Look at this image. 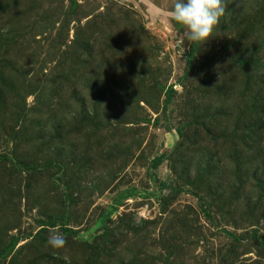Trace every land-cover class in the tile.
Instances as JSON below:
<instances>
[{"label": "rangeland", "instance_id": "374dc122", "mask_svg": "<svg viewBox=\"0 0 264 264\" xmlns=\"http://www.w3.org/2000/svg\"><path fill=\"white\" fill-rule=\"evenodd\" d=\"M36 1L35 11L27 0H0V248L17 238L0 264H29L33 255L32 264H81L88 248L105 242L97 236L105 229L106 237L123 235L110 264L121 254L132 264H264V174L255 171L253 180L242 173L253 169L247 151L232 159L228 142L216 145L217 157L207 133L198 137L205 146L197 143L189 109L199 104L235 119L242 103L230 101L245 87L233 92L222 77L241 47L263 62L264 37L237 33L252 17L264 27V0H240V20L218 23L200 44L170 19L173 0H75L69 14L68 0ZM7 2L15 8L6 9ZM105 13L118 21L114 28L100 23L103 30L93 35ZM90 31L93 52L80 53L75 38ZM135 72L142 83L128 90L125 82L139 80ZM205 79L230 98L193 92ZM255 116L264 123V108ZM178 130L191 158L184 168L175 165ZM256 148L264 155L262 145ZM206 174L214 179L204 185L210 192L198 185ZM54 230L66 238L58 249L48 244ZM130 239L141 240L134 257L123 251Z\"/></svg>", "mask_w": 264, "mask_h": 264}, {"label": "trees", "instance_id": "16d2710c", "mask_svg": "<svg viewBox=\"0 0 264 264\" xmlns=\"http://www.w3.org/2000/svg\"><path fill=\"white\" fill-rule=\"evenodd\" d=\"M28 3L30 5L29 9H34L35 11L37 10L36 8H40V5H37V1L36 0H27ZM51 0H48V2H50ZM57 2V0H56ZM69 4L67 7V14H69L70 12L74 11L72 10L75 0H68ZM234 2V1H233ZM59 3V2H58ZM60 3H62V1L60 0ZM235 3H237L239 6L237 5H233L232 3L230 5L226 6V14L220 18L219 24H221V26L223 27L224 23L230 22L231 20H240V18L242 17V12L240 11L241 9V2L240 0H235ZM3 6L7 9L9 7H13L12 4L10 2L4 3ZM2 6V7H3ZM61 7V4L59 5ZM15 8V7H13ZM12 9V8H11ZM42 9V8H41ZM17 15H19L20 18H22L23 16V11H17V9H15ZM27 11V10H26ZM42 17L45 19H47L49 16H47V13L44 9H42ZM50 13V11H49ZM106 13L103 14V16L100 18V21H97L96 27L92 30V34H99V29L103 30V28L101 27L102 25L100 23H104L106 22L108 24V27L111 28L114 26V24L118 21V18L115 17H110L109 16L106 18ZM226 16H230L229 19L227 20ZM233 17V18H232ZM117 20V21H116ZM92 20H88L86 21V24L89 23V25L87 24V27H91L92 26ZM91 25V26H90ZM117 27L118 24H117ZM241 27H242V31L243 32H239L237 33L238 37L240 34H245V35H250L252 33H256V35L259 34V37H264V27H260L259 23L257 21H255V18L252 17L249 20L245 21L243 24L241 23ZM114 28V27H113ZM91 31L90 32H86V34L82 37L80 36L79 39L75 38V43H77L78 49L81 50L80 53H83L84 51H88V53L93 52L92 47L95 44V38L92 37ZM117 41L120 40L119 36H116ZM255 39L257 38L254 37ZM234 40V39H233ZM112 43H114L115 38L114 37H110V40ZM264 47V42H261L260 45H258V53L263 50L262 48ZM241 51H239L237 54H235V61H233V65L229 68H227V72L229 73L227 76L224 75L222 77V85L224 84V86L227 84L226 88L228 87L229 90H233V92L235 90L238 89V91H240V87H245V91L242 93V95L240 96V98L237 101V98L231 99L230 102H241L242 105L236 110L235 109V119L232 120L230 119L231 115H233L232 113H228L226 115H219V112L216 111L211 113V111L202 108V110H200L199 108V104H196L195 106L189 105V108L191 110V119H192V132H191V136L194 137L196 139V142L199 143L202 146H205V144H203V142H200V137L201 136V132L202 133H207V142H211L214 145L211 146V148H209L208 150L213 153L216 157L219 154V151L216 149V145L219 144V141L222 142H228V147H230V151L228 153V155H231L232 159L233 156H235L236 154L239 156L242 154L243 151H247L245 152V157L246 160L248 161V163L252 166V170L250 171H246V169L243 171H241L242 173L245 172V174L247 176H250L253 180H255V171H257L259 174H264V155H262V150H257V146L262 145V147H264V123H261L260 119L256 118V114L257 116H260V112L261 110L264 108V81H263V67L262 65L264 64V60L263 62H259V59L254 60V56L249 55L248 57H246V55L248 54V47H241L240 48ZM257 50V49H256ZM187 58L185 60V66L187 69H190V67L192 66L191 62H190V56L192 54V49H189L188 53H187ZM79 55V54H78ZM77 55V56H78ZM99 56H101L102 54H98ZM257 57V56H256ZM226 71L224 69L222 70H216V74L218 77V74L223 75ZM255 72L257 79H253L252 78V74ZM127 75V74H126ZM129 75V74H128ZM139 80H136V79ZM142 78H143V74L142 73H136L135 72V77L134 79L136 81H134L135 83L130 84L129 82H125L124 85H127V89L128 90H134L137 87H139V85L142 83ZM218 85L219 83L217 81L213 82V84L211 86L208 85L207 80H202L201 81V86L198 87V89H194L193 92L199 93V91H203L204 93H207V90H212V95L218 91ZM225 88V89H226ZM127 90V91H128ZM171 86H167L166 89L164 90L163 94H167L166 98L164 99L165 103L168 101V97L169 94L171 93ZM135 93V91H134ZM238 93V92H237ZM236 94H232V95H237ZM217 94L219 96H223L226 95V99L230 98L228 96L227 92H222L218 91ZM218 102H221V100H218ZM193 117V118H192ZM260 120V121H259ZM191 121V120H190ZM189 121V122H190ZM189 125H187V127L184 128V131H188L189 130ZM6 133H8V130L5 129ZM178 135L181 138V141L178 142L176 145H174L173 150H179L176 151L178 152L177 154L179 155V159L181 161V164H175L177 165V167H181L184 168L186 163L190 164L191 163V158L189 157H185L186 155L182 152L185 151L186 147H187V152L189 150L188 146L186 145L185 148L183 149L184 145H182V142L184 140L183 134L178 130ZM186 133V132H185ZM239 147V148H237ZM252 150L253 152H251L250 156L248 155V152ZM175 152V153H176ZM193 152V151H192ZM232 153V154H231ZM254 154H256L254 156ZM189 156V155H187ZM219 159V158H217ZM263 159V161H262ZM157 160H153L152 162V166H154L156 164ZM254 166H253V164ZM202 165V164H200ZM199 164L196 166L197 169H199L200 173L199 175L203 174L204 168H202ZM208 173V172H207ZM201 178H204L203 182H199L198 185L201 186V184L205 187L204 185L206 184V182H212L213 180L209 181L208 180V174H206V176H203ZM198 179H200L198 176L195 177L194 179H192V181H188V183L192 184L194 181H197ZM213 183H211V185L209 187L212 186ZM163 185V183H162ZM207 191L210 192V190L205 187ZM128 193V192H127ZM216 200H219L218 198L215 197ZM143 223L145 225L149 224L150 222L145 220L143 221ZM182 223V222H181ZM183 225V224H182ZM181 227V225H180ZM182 228V227H181ZM131 229V228H129ZM106 230V229H105ZM102 231V233L98 234L97 236L102 237L105 239V242L102 240V243L99 242L97 243V245L101 246V247H97V245H95V247L97 249H91L88 248V251L86 252V255L82 254V258L80 263L81 264H110L107 261H109V253L110 251L114 250L117 243H119V239H122L123 235L122 234H117L118 236H114L113 234H110L109 237H106V231ZM132 230V229H131ZM43 231V230H42ZM179 232V230H175V233ZM174 233V234H175ZM173 234V235H174ZM37 235V233L35 234ZM134 236H137L138 234L133 233ZM110 236H112V238L110 239ZM170 238H173V236L171 235ZM261 241H264L263 238L260 239ZM112 241V242H111ZM131 241V242H130ZM130 241H127V243L125 244V248H123L122 246H120V248H123V251L127 252V253H131V256H136L138 254V251L136 250L137 248L135 247V243L141 240H137L132 241L130 239ZM17 242V238L16 237H11L4 245L2 248H0V259H4L6 255L9 254L10 251L13 250L15 244ZM104 242V244H103ZM111 244V245H110ZM29 251L33 254H36V247L34 249H32L31 247H29ZM120 250V249H118ZM74 250H72L73 252ZM115 254V252H113ZM124 254H121V258H117L118 259V264H132V259H128V261L122 256ZM36 257H34L33 255V260ZM132 258V257H131ZM108 259V260H107ZM31 260V261H33ZM86 260V262H82ZM126 260V261H125ZM24 261H28V260H24V259H20L17 263L15 264H23ZM30 261V260H29ZM29 262V264H32V262Z\"/></svg>", "mask_w": 264, "mask_h": 264}, {"label": "clouds", "instance_id": "9594fccd", "mask_svg": "<svg viewBox=\"0 0 264 264\" xmlns=\"http://www.w3.org/2000/svg\"><path fill=\"white\" fill-rule=\"evenodd\" d=\"M225 0H173L168 15L172 21L184 29L185 38L196 44L206 42L220 18L226 14ZM66 238L54 230L48 237V244L53 248L65 245Z\"/></svg>", "mask_w": 264, "mask_h": 264}]
</instances>
